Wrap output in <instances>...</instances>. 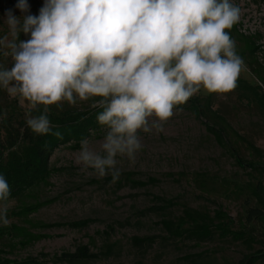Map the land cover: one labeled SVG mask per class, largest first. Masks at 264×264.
<instances>
[{"label":"rangeland","instance_id":"1","mask_svg":"<svg viewBox=\"0 0 264 264\" xmlns=\"http://www.w3.org/2000/svg\"><path fill=\"white\" fill-rule=\"evenodd\" d=\"M30 14L39 15L44 0H27ZM241 10L239 34L255 38L261 51L257 54L264 69V0H231ZM18 0H0V37L8 36L5 23L9 9L23 16L16 7ZM20 33V40L29 39ZM9 39L11 37L9 36ZM236 52L244 61L238 79L252 86H264L250 68L252 60L245 43L235 40ZM5 54L7 49H0ZM14 61L5 55L0 68H11ZM203 106L209 104L214 112L225 118L232 131L225 145H220L207 131L206 120H198L188 108L174 107L173 116L163 130L138 133L142 148L134 163L120 158L119 180L111 183V175L98 178L92 169L82 170L76 163L80 149L74 143L60 147L50 160L51 176L40 187L30 190L8 205V226L0 225V264H18L35 259L40 264H68L65 254H74L87 247L96 260L79 264H240L248 255L264 250V225L246 222L249 208L255 207L251 190L264 183L257 172L241 168L236 157L264 167L247 144L234 133L247 139L264 152V117L250 101L251 93L236 87L229 93H200L193 96ZM94 97L63 108L53 105L57 113H86L93 107ZM30 102L18 95L10 96L0 87V135L5 138L4 124L16 128L31 115ZM107 129L99 126L87 139L98 148ZM139 184H144L140 186ZM166 202L175 207L164 210ZM43 204L37 213L21 216L23 208ZM186 209L214 216L222 210L234 221V230L248 231L256 243L248 245L218 236L198 243L176 239L166 231L164 222H177ZM91 221L87 228L76 229L72 224ZM51 225L55 228H45ZM23 230V232L18 231ZM40 237V240L29 237ZM151 240L140 244V240Z\"/></svg>","mask_w":264,"mask_h":264},{"label":"clouds","instance_id":"2","mask_svg":"<svg viewBox=\"0 0 264 264\" xmlns=\"http://www.w3.org/2000/svg\"><path fill=\"white\" fill-rule=\"evenodd\" d=\"M16 7L25 15L6 13L0 49L14 63L0 68V87L32 109L44 106L26 120L37 135H62L52 132L48 106L101 98L92 106L103 109L97 122L107 131L98 148L81 141L76 163L113 184L118 157L135 162L140 131H162L174 107L202 89L231 92L244 68L228 31L241 13L231 0H44L39 15L27 0ZM9 196L0 174V201ZM7 212L0 203V225L10 224Z\"/></svg>","mask_w":264,"mask_h":264},{"label":"trees","instance_id":"3","mask_svg":"<svg viewBox=\"0 0 264 264\" xmlns=\"http://www.w3.org/2000/svg\"><path fill=\"white\" fill-rule=\"evenodd\" d=\"M232 39L240 40L246 45L250 52L252 60L250 68L259 82L264 86V69L259 65L257 54L261 51L255 38H246L238 32V25L234 24L228 30ZM5 54L0 51V63L4 60ZM237 87H240L244 93H251L250 101L264 117V90L261 86L252 87L237 79ZM43 105L30 111L31 116L40 115L43 112ZM48 118L52 127V132L59 131L61 137L52 135L51 132L45 135H37L27 126L26 121H21L16 128L11 123L4 124L5 138L0 135V174L7 180L10 186V196L7 203L24 196L27 192L45 184L51 176L50 160L56 150L62 146L74 143V148H81V141L89 139L91 133L98 129L100 124L97 122V115L102 108L98 107L86 113L65 112L57 113L53 105L48 106ZM177 107L188 108L198 120H206L207 131L212 134L220 145H225L228 131H232L228 122L214 112L209 104L203 106L198 98L191 97L183 105ZM0 113V117H2ZM235 137L244 144H247L253 154L260 160H264V152L256 148L247 139L234 133ZM237 164L245 169H251L262 177L264 176V167L257 163L245 162L240 157H236ZM144 186V184H139ZM252 198L255 207L249 208L246 216L248 224L258 223L264 225V183L259 182L252 190ZM43 204L28 206L21 210V216H30L37 213ZM175 207L174 202H166L164 210ZM91 221L72 224L76 229L87 228ZM166 231L171 237L176 239H190L198 243L206 242L218 236L221 240H232L242 242L248 245L256 243V239L248 232L247 224L244 230L235 231V221L225 212L219 210L214 216L200 211L186 209L183 217L177 222H164ZM45 228L51 229L56 226L46 225ZM24 233L23 230H18ZM29 239L40 240V237L31 236ZM151 240H140V244L149 243ZM97 256L91 254L87 247H81L74 254H65L62 261L68 264H79L96 260ZM18 264H40L38 260L28 259ZM240 264H264V250H258L251 255L246 256Z\"/></svg>","mask_w":264,"mask_h":264}]
</instances>
